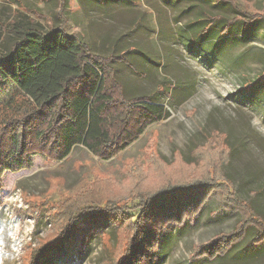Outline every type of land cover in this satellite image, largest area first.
Masks as SVG:
<instances>
[{
  "label": "rangeland",
  "instance_id": "obj_1",
  "mask_svg": "<svg viewBox=\"0 0 264 264\" xmlns=\"http://www.w3.org/2000/svg\"><path fill=\"white\" fill-rule=\"evenodd\" d=\"M66 1L71 31L82 32L96 53L116 56L122 50L124 61L113 67L126 97L164 102L171 116L149 126L111 160L78 148L63 162L35 156L31 169L6 172L0 191V264H30L35 250L54 231L51 212L98 183L107 193L119 194L121 205H136L135 189L164 163L175 168L203 164L199 167L205 169L212 162L211 171L220 169L228 176L232 193L264 215V30L250 26L245 37L215 31L214 40L206 41L184 26L194 14L166 9L161 0H136V7L113 3L102 12L84 3L81 7L77 0ZM229 1L238 9L228 4L219 14L238 19L239 27L245 14L264 15V0L223 2ZM57 5L56 0H0V50L13 43L9 24L22 15L58 26ZM126 44L135 47L124 49ZM220 196V191L213 192L197 215L167 225L157 251L142 264H264V250L244 252L251 237L215 262L196 255L198 248L232 231L244 218V211L224 204ZM116 228L99 226L91 241L86 237L79 256L63 257L58 264H115Z\"/></svg>",
  "mask_w": 264,
  "mask_h": 264
},
{
  "label": "trees",
  "instance_id": "obj_2",
  "mask_svg": "<svg viewBox=\"0 0 264 264\" xmlns=\"http://www.w3.org/2000/svg\"><path fill=\"white\" fill-rule=\"evenodd\" d=\"M56 1L58 26L48 19L44 25L22 15L21 20L9 24L13 43L0 50V191L4 174L31 169L35 156L58 163L76 149L85 148L99 160L108 161L135 143L149 126L171 116L164 102L149 97L127 98L113 67L124 61L122 50L116 56L96 53L82 32L71 31L68 1ZM77 1L81 7L94 6L101 12L110 10L113 3L136 7V0ZM223 1L161 3L166 9L182 8L181 13L194 14L184 26L201 33L206 41L214 40L211 34L215 31H233L245 37L250 26L254 25L256 32L264 30V15H243L246 19L241 27L238 19L220 15L225 5L237 8L232 1ZM2 39L0 34V43ZM131 47L135 46L124 49ZM229 157L230 153L226 160ZM164 165L140 182L132 195L136 200L132 207L121 205L120 195L107 193L102 183L68 199L49 215L52 238L35 250L30 264H58L63 257L75 259L86 245V237L91 241L95 229L108 224L117 227L114 263L142 264L157 251L167 225L182 224L187 217L197 215L216 191L221 192L224 204L245 215L232 231L215 236L198 248L196 255L215 262L231 255L250 237L244 252L264 250V215L250 201L232 193L228 176L220 169L211 171L212 162L206 163L205 169L199 167L203 164L193 168Z\"/></svg>",
  "mask_w": 264,
  "mask_h": 264
}]
</instances>
